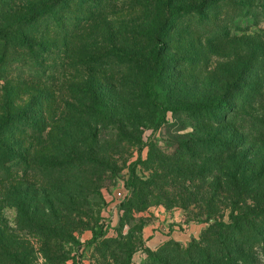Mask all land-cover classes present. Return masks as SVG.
Instances as JSON below:
<instances>
[{"label": "trees", "instance_id": "1", "mask_svg": "<svg viewBox=\"0 0 264 264\" xmlns=\"http://www.w3.org/2000/svg\"><path fill=\"white\" fill-rule=\"evenodd\" d=\"M102 1L0 0V264H33L32 251L5 233L7 206L17 209L22 229L43 237L46 260L67 259L62 248L73 236L59 209L81 216L77 200L109 161L99 155L101 131L117 124L116 147L137 143L141 128L164 110L166 82L173 110L220 129L189 140L179 154L191 166L163 176L188 197L172 203L196 206L193 219L208 226L199 239L149 251L143 264H264V33L250 36L264 23V0H135L148 24L115 28L129 45L112 41L97 51V27L107 21ZM213 56L237 57L221 93L188 91L180 71L207 69ZM72 69L79 76L64 83L66 115L51 129L61 136L38 152L46 113L62 98L57 84ZM56 196L68 204L58 209ZM134 253L127 250L125 264Z\"/></svg>", "mask_w": 264, "mask_h": 264}, {"label": "rangeland", "instance_id": "2", "mask_svg": "<svg viewBox=\"0 0 264 264\" xmlns=\"http://www.w3.org/2000/svg\"><path fill=\"white\" fill-rule=\"evenodd\" d=\"M22 1L25 0H19ZM104 4L108 5L104 15L107 21L97 27L94 36V39L97 38V51L107 49L113 42L129 45L128 41L116 38L115 28L141 27L145 22L148 24L144 11L136 6L135 0H104L102 6ZM241 24L247 26L248 21L244 20ZM263 33L264 23L252 28L250 36ZM83 38L77 42L80 47L85 44ZM173 50L177 51L179 47L171 45V52ZM236 60L237 57L234 56H213L207 69L189 73L180 71L183 83L190 92L196 89L199 92L209 93L215 90L221 93L219 86L232 76ZM177 64V61L169 64L171 72ZM78 76L79 72L75 69L69 70L65 73V79L57 84V96L62 95V98L56 102L59 105L46 113L48 127L36 149L38 152L50 150L52 142L61 136L55 134V131L51 132V129L66 115L65 100L68 92L63 86L64 83L66 86L70 85ZM53 83L56 82L50 85ZM243 83L248 82L244 80ZM161 86L160 103L164 105V110H158L156 116L141 128V133L134 137L137 143L116 147L114 141L117 124L112 123L108 129L101 131L99 155L106 156L109 161L97 168L91 181H85L88 184L87 192L77 200L81 216H69L67 211L58 208L61 205L59 202L68 204L65 199L59 200L62 196L54 198L55 203L58 202L56 206L60 216L62 215L61 219L73 236V240L64 243L62 248L66 260H46L41 251L43 237L34 230L22 229L18 225V211L15 207H4L1 217L6 235L13 236L17 242L32 251L30 260L33 264H125L126 253L130 248L135 250L130 264H143L149 251H156L170 240L187 243L200 238L208 224L193 219L200 212L196 206L188 203V207L183 208L172 203L181 202L178 194L188 197L183 191L180 192L181 185L175 187L165 181L163 176H171L174 174L173 170L181 164L182 167H189L190 160L179 154L189 140L210 139L220 129L207 124L201 125L190 114L173 110L171 94L167 91L169 86L172 88L171 82ZM259 100L264 107V89L258 102ZM111 101L114 105L119 99ZM255 110H259L258 105ZM142 207L145 209H140Z\"/></svg>", "mask_w": 264, "mask_h": 264}]
</instances>
